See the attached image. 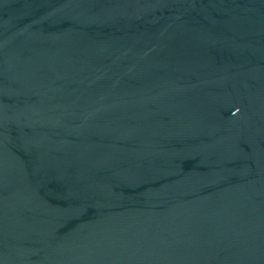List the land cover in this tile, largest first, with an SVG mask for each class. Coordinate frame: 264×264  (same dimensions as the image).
Here are the masks:
<instances>
[{"label": "water", "instance_id": "obj_1", "mask_svg": "<svg viewBox=\"0 0 264 264\" xmlns=\"http://www.w3.org/2000/svg\"><path fill=\"white\" fill-rule=\"evenodd\" d=\"M19 10L0 2V264H264V0Z\"/></svg>", "mask_w": 264, "mask_h": 264}, {"label": "rangeland", "instance_id": "obj_2", "mask_svg": "<svg viewBox=\"0 0 264 264\" xmlns=\"http://www.w3.org/2000/svg\"><path fill=\"white\" fill-rule=\"evenodd\" d=\"M19 3H20V10H19L20 16L29 14L30 11L32 10V8L34 7V5L31 2L28 3L27 1H24V0L19 1ZM38 11H39V9H38ZM39 25H40V27L43 26L41 15H40V23H39ZM34 38H35V40L31 41L29 45H36V44L44 43L46 41V31H45V29L43 28L41 33L37 34Z\"/></svg>", "mask_w": 264, "mask_h": 264}, {"label": "built area", "instance_id": "obj_3", "mask_svg": "<svg viewBox=\"0 0 264 264\" xmlns=\"http://www.w3.org/2000/svg\"><path fill=\"white\" fill-rule=\"evenodd\" d=\"M1 1H3V0H0V2ZM19 1H22V0H19ZM24 1H27L28 3L31 2L34 5V7L32 9L36 8V9L40 10V0H24ZM19 16H20V14H19ZM21 16H25V15H21ZM0 19H1V15H0Z\"/></svg>", "mask_w": 264, "mask_h": 264}]
</instances>
